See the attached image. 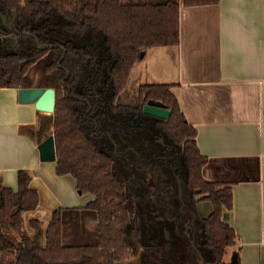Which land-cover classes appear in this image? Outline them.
<instances>
[{
    "label": "trees",
    "instance_id": "1",
    "mask_svg": "<svg viewBox=\"0 0 264 264\" xmlns=\"http://www.w3.org/2000/svg\"><path fill=\"white\" fill-rule=\"evenodd\" d=\"M218 1L0 0V88L56 90L49 120L57 174L72 175L80 194L95 196L84 208L55 210L47 225L33 217L29 232L24 214L36 210L40 201L38 191L30 188V173L19 171L17 190L0 184V264H124L141 251L146 258L142 264H162L167 252L148 249L141 225L135 185L146 178L128 169L131 158L133 166H143L147 151L175 166L169 192L178 198L179 211L189 212L202 229L199 254L183 232L186 217H181L184 241L178 252L186 247L193 251L197 261L191 264H199L200 255L205 264H232L225 256L237 235L222 217L233 206L232 186L204 179L208 159L171 85L143 83L136 100L122 101L142 52L179 45L181 2ZM3 14L12 21V30ZM149 101L168 109L170 117L145 114ZM108 137L106 149L102 139ZM157 166L154 162L148 178L158 179ZM204 201L213 209L197 221Z\"/></svg>",
    "mask_w": 264,
    "mask_h": 264
},
{
    "label": "crops",
    "instance_id": "2",
    "mask_svg": "<svg viewBox=\"0 0 264 264\" xmlns=\"http://www.w3.org/2000/svg\"><path fill=\"white\" fill-rule=\"evenodd\" d=\"M138 66V80L171 85L208 159L204 179L232 186L233 206L222 217L237 240L225 260L236 254L239 264H264V0L181 2L179 45L148 49L132 72ZM19 89L0 88V184L17 190L19 171L30 173L40 196L24 214L33 232V217L47 225L55 210L84 208L95 196L80 194L76 178L41 159L51 114L21 104ZM206 202L198 205L202 218L213 209Z\"/></svg>",
    "mask_w": 264,
    "mask_h": 264
},
{
    "label": "rangeland",
    "instance_id": "3",
    "mask_svg": "<svg viewBox=\"0 0 264 264\" xmlns=\"http://www.w3.org/2000/svg\"><path fill=\"white\" fill-rule=\"evenodd\" d=\"M138 68L139 66L135 67L129 78L128 85L124 90L122 98L124 103L136 100L139 86L144 83V81L138 80L136 76ZM102 140V146L109 149V137L103 138ZM142 156L144 161L143 166H133L132 162L134 159L132 158V162L129 161L130 165L128 164L127 157H125V161L128 164V169L135 168L137 170L136 173L139 176L146 178L145 182L135 185V189L139 194L138 207L142 218L141 225L145 231V242L149 245L148 249L155 253H159L160 250L167 252L164 253V256L162 257L164 261L162 264H174L177 261L181 262L182 260H189L191 264L197 261L196 254L193 251L186 247L184 248L186 250L178 252V250L182 248L180 247L181 241H184L181 232L182 228L178 227V222L181 221V217L184 218L187 215L179 211L177 201L178 198L174 194H171L169 192L170 187L168 188L172 168L175 166L173 167L169 163L161 160L158 161L153 157L154 155L150 154V151L144 152ZM154 162L158 164L157 168H159L156 170L158 179H154L152 177L148 178V171H152L154 169ZM176 162L177 166H179V162ZM206 204L211 206L209 202H206ZM202 217L201 214H199L197 221H199ZM167 232H169V237L166 236ZM169 252L170 255L168 254ZM174 252H177V254ZM145 260V251H141L138 256L133 257L132 259L123 260L122 263L142 264Z\"/></svg>",
    "mask_w": 264,
    "mask_h": 264
},
{
    "label": "water",
    "instance_id": "4",
    "mask_svg": "<svg viewBox=\"0 0 264 264\" xmlns=\"http://www.w3.org/2000/svg\"><path fill=\"white\" fill-rule=\"evenodd\" d=\"M3 22L7 23L10 29H13L12 21H8L9 16L7 14L2 15ZM145 55V52H142L140 55V58L143 59ZM18 99L21 104H34L35 108L38 111L47 113V114H53L56 107V90L54 88H38V87H32V88H20L18 90ZM144 113L163 118L168 119L170 117V111L166 108H164L160 103L155 101H149L144 106ZM160 142L163 143V138H160ZM39 151L40 156L43 161H56L57 154H56V146H55V138L54 135H49L41 144L39 145ZM181 193V189H180ZM194 219L189 220L185 223V232L188 238H190V242L194 244L195 242V232L192 233V226L194 225ZM190 223L191 228H189L188 224ZM199 233L202 232V229L200 228L198 230ZM166 236L169 237V232L166 233ZM199 254L200 250L197 248ZM201 256V262L200 264H205V259L203 255ZM232 264H238L237 262V255L234 254L231 260Z\"/></svg>",
    "mask_w": 264,
    "mask_h": 264
},
{
    "label": "flooded vegetation",
    "instance_id": "5",
    "mask_svg": "<svg viewBox=\"0 0 264 264\" xmlns=\"http://www.w3.org/2000/svg\"><path fill=\"white\" fill-rule=\"evenodd\" d=\"M184 214H186L187 216H186V220H185V222H184V224H183V231H184V233H185V235H186V232H185V223L188 221V219L190 220H192L193 219V216L189 213V212H186V213H184ZM183 218V217H182ZM185 218V217H184ZM188 226H189V228H191V226H190V223L188 224ZM198 230H199V227L197 226V224H196V219H194V225L192 226V233H194L195 232V242H194V244H192L193 245V247L197 250V248H198V241H199V238H200V233L198 232ZM187 236V235H186ZM187 238H188V236H187ZM189 239V241L191 240L190 238H188ZM197 252H198V250H197ZM199 253V252H198ZM201 262V261H200ZM200 264V263H199Z\"/></svg>",
    "mask_w": 264,
    "mask_h": 264
}]
</instances>
